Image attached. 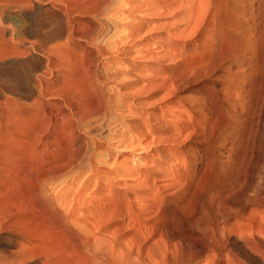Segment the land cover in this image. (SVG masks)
Returning a JSON list of instances; mask_svg holds the SVG:
<instances>
[{
  "label": "rangeland",
  "instance_id": "rangeland-1",
  "mask_svg": "<svg viewBox=\"0 0 264 264\" xmlns=\"http://www.w3.org/2000/svg\"><path fill=\"white\" fill-rule=\"evenodd\" d=\"M62 1L45 4L32 23L40 33L56 30L60 7L78 37L87 30L80 1ZM88 1L102 6L90 13L102 25L89 40L99 66L92 74H46L54 97L23 111L63 115L70 103L87 109L80 133L65 135V160L80 143L76 177L66 171L51 184L54 193L64 186L67 241L89 238L109 254H101L106 264H258L249 252L233 257L227 248L235 236L255 248L253 239H264V0ZM12 71L0 77L6 96L28 82ZM30 191L37 206L41 192ZM44 204L38 212L52 220ZM19 243L0 230V264H41Z\"/></svg>",
  "mask_w": 264,
  "mask_h": 264
},
{
  "label": "bare ground",
  "instance_id": "bare-ground-1",
  "mask_svg": "<svg viewBox=\"0 0 264 264\" xmlns=\"http://www.w3.org/2000/svg\"><path fill=\"white\" fill-rule=\"evenodd\" d=\"M58 1L63 2L62 0H0V77H8L10 76L11 72H13V69L18 68V70L23 71L24 74L26 73L27 80H24L28 81L27 83H24L21 88L19 87L15 91L14 88L13 96H6L5 94L0 93V98H3L2 100H0V228L8 232H12L17 237H19V244H21V248L24 249L26 253H30L31 257L40 261L41 264H103V262L105 263V261H102V257L104 256V254H106V258H104L105 260H107V258L109 259V257H107L109 254L107 255V253L105 252L104 254L100 253L102 251L101 247L96 243L90 242V240H88L89 238H85L84 236H82V238L78 240L72 238L73 241L72 239L70 241V239L68 238L70 242L67 241V236L64 235L66 232L63 233V230L64 228L66 230L68 228L70 229V222L68 218L69 216H66V213L63 212L61 207H63L64 203L61 206L60 201V197L62 198L63 193L62 187L64 186L60 187L54 193L55 187L53 188V186L51 185L52 183L54 184L55 181L60 180L66 171L69 173L73 172L76 177L74 167H78L75 163V159L76 157H78L77 155H75V153L77 154L78 149L75 148L74 143L76 142V146L80 143H78L77 141H74V143L72 142L73 148L72 151H70L71 155L66 149L69 155L67 159H69L65 160V154L63 156V152H66L64 151V142L66 139L65 135L68 133H80V127H83L84 125L83 120L87 117V114H85L87 109L85 111L84 109H82L85 113L80 110L77 111L80 108L77 109V105L71 106L72 103H70L71 101L69 100V108L71 109V111H74L75 109L73 113H71V111L69 110V113H63L62 115V112H56V108L54 110L56 113L49 112L47 114L46 112H44V115H41L42 113L39 114L37 112H30L27 114V111L25 114L23 113V111L25 112V110L31 109L32 107H35L36 109V106H41L42 102L40 101L42 100L44 95H48V97L52 95L54 97L53 91H56V86L54 88L55 90H52L53 88H50L51 81H48L45 78L46 74H48L47 77H49L50 72L58 73L59 71L71 74L73 72H77L78 70L92 74V70L97 65V61H99L95 58V52L93 51L94 49L92 50V47L89 44V40L93 38V36H95V33H97V31L101 30L100 28L102 25L96 22V20H94L90 16V13L91 11H93L94 13H100L99 11H101L102 6H94L95 8H91V4L89 5V1L84 2V0H79V6L77 4L76 5L78 6L79 14L83 15V20L85 21L84 23L87 24V30L79 34L78 37H74L75 34L73 35V31L71 28V26L75 23V20L68 18L63 8L60 7L58 8L59 18H57L60 20L59 22H57L58 24H56V20L55 22H53V24L55 23L56 25H59L58 27H55L57 28L56 30L52 31L51 28V31H49L48 28L47 31L49 32L44 33V31L43 33H40L37 31L39 30V27H34L37 25H33V18L36 15L44 12L43 10L45 9V4H47L48 7H51L55 2ZM97 2L98 0H95L94 5ZM66 7L67 6H65V9ZM49 10H51V8H49ZM52 11L54 10L52 9ZM14 13H16V16L21 17V19L23 18L22 22L16 21L17 18H14ZM96 15L97 14H95V16ZM35 19L37 18L35 17ZM61 35H64V37L61 38ZM55 37H58V39L54 41L53 39ZM51 39L52 43H50L49 41ZM93 40L96 41V39ZM48 41L50 44L46 46L48 44ZM93 42L92 45H95L93 44ZM84 49H86L87 53H84ZM97 49H99V47ZM36 69H40V72L38 74L34 72ZM56 76L57 75H55V77ZM9 79L11 80V78ZM9 79H7V81ZM1 80L4 81V79ZM19 81H22V79ZM5 84L2 85L4 86ZM3 86L0 85V88ZM60 93L62 94V92ZM66 97L70 99L69 96ZM20 98H23L30 102L23 103L25 100L22 102V100L20 101ZM81 103H79V105ZM41 107L40 109H42ZM95 108L98 107L96 106ZM35 109L33 110L35 111ZM40 109L39 112H41ZM94 110L96 111V109ZM76 111L79 115L75 113ZM90 112L92 113L91 110L89 111V114ZM72 115H74V117L76 115L77 118H73ZM63 117L65 119L68 118V131L61 126V124H65L66 122L65 120L63 123ZM58 120H62V123L60 124ZM71 136H73V134ZM69 147L71 148V146ZM67 168L69 171L67 170ZM57 183L59 182H56V184ZM28 186L29 188L32 187L34 189L33 191H35V194H37V196L41 195L45 200H43L42 198L39 199L38 197H34L35 199H39L34 200L36 201L35 203H37V206L34 205L32 202L33 200L29 199L30 197L27 196L29 195L28 192L30 190L28 192L26 191L27 195L24 192V189H28ZM51 186L53 189H51ZM36 191L38 193L41 192V194L38 195ZM45 201L51 209L49 211H53L55 213V218H53L52 220L48 218L45 219V217H43L42 214L38 212L39 210L44 209L43 206L46 205L44 204ZM41 205H43V209ZM44 212L42 211V213ZM52 213H50V215ZM52 217L49 216V218ZM74 232L75 234H77L76 231H73V233ZM69 235L71 236V234ZM253 240L256 241L255 244L257 246L259 244L258 248H255L254 245L252 247V245H250V240L249 242L247 239H240L236 236L232 237L229 240L227 249H229L231 254L233 253L232 256L234 254L239 255L240 250L243 249L246 252H249L251 256L256 257L258 264H264V239L257 237ZM101 254L103 255L102 257ZM24 255L27 257V254ZM22 257L24 256L22 255ZM22 257L21 259H24L25 261V258ZM18 263L15 262V264ZM156 263L158 264V262Z\"/></svg>",
  "mask_w": 264,
  "mask_h": 264
}]
</instances>
